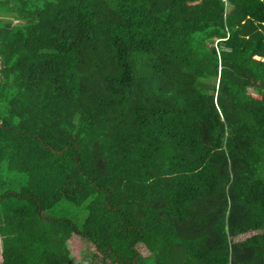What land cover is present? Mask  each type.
I'll return each mask as SVG.
<instances>
[{
    "label": "trees",
    "instance_id": "16d2710c",
    "mask_svg": "<svg viewBox=\"0 0 264 264\" xmlns=\"http://www.w3.org/2000/svg\"><path fill=\"white\" fill-rule=\"evenodd\" d=\"M0 12V264H264V0Z\"/></svg>",
    "mask_w": 264,
    "mask_h": 264
},
{
    "label": "rangeland",
    "instance_id": "374dc122",
    "mask_svg": "<svg viewBox=\"0 0 264 264\" xmlns=\"http://www.w3.org/2000/svg\"><path fill=\"white\" fill-rule=\"evenodd\" d=\"M1 18H6L5 14H2L0 12ZM16 23V22H15ZM84 211L82 209H76L72 208L69 211L65 210L58 213L59 217H67L73 219L75 216L79 215L81 218L74 219L77 223L82 222V218H84ZM254 233H249L247 235L241 236L239 238H236L234 241H243L244 239L248 238L249 236L253 235ZM70 249L72 250V253H74L76 256L74 257V261H78V254H80V251L89 250L88 245L85 242L80 241L78 238H74L70 241ZM140 254L143 258H146L147 264H155L154 263V254H150L148 250L145 247L139 248Z\"/></svg>",
    "mask_w": 264,
    "mask_h": 264
},
{
    "label": "built area",
    "instance_id": "2783aa9c",
    "mask_svg": "<svg viewBox=\"0 0 264 264\" xmlns=\"http://www.w3.org/2000/svg\"><path fill=\"white\" fill-rule=\"evenodd\" d=\"M222 1H225V0H222Z\"/></svg>",
    "mask_w": 264,
    "mask_h": 264
}]
</instances>
